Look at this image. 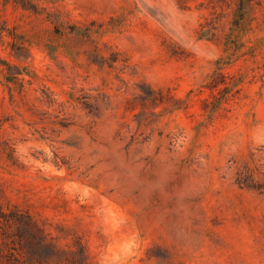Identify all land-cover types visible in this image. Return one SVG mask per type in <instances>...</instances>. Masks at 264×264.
I'll list each match as a JSON object with an SVG mask.
<instances>
[{
  "label": "rangeland",
  "instance_id": "obj_1",
  "mask_svg": "<svg viewBox=\"0 0 264 264\" xmlns=\"http://www.w3.org/2000/svg\"><path fill=\"white\" fill-rule=\"evenodd\" d=\"M0 264H264V0H0Z\"/></svg>",
  "mask_w": 264,
  "mask_h": 264
}]
</instances>
